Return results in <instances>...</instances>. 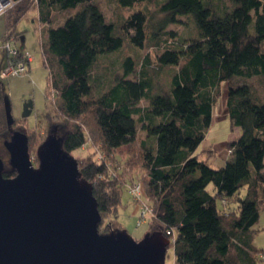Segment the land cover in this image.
Returning a JSON list of instances; mask_svg holds the SVG:
<instances>
[{
  "label": "trees",
  "instance_id": "trees-1",
  "mask_svg": "<svg viewBox=\"0 0 264 264\" xmlns=\"http://www.w3.org/2000/svg\"><path fill=\"white\" fill-rule=\"evenodd\" d=\"M35 1L61 115L49 119L50 132L62 136L71 153L91 148L93 157L79 166L93 183L102 222L118 215L127 181L113 173L108 156L138 143L127 164L137 159L146 171L147 192L141 186L154 203L151 232L174 234L175 264H257L253 227L264 209V0H113L127 10L116 21L103 9L105 0ZM15 5L5 14V40L18 37L17 24L28 10L20 6L9 14ZM54 9L68 13L59 25H53ZM184 16L187 37L170 27ZM151 45L154 57L141 58ZM26 53L32 55L17 48L9 57L17 62ZM103 61L118 67L113 78L105 79ZM151 67L174 68L166 85L149 74ZM224 85L227 117L241 132L226 142L225 164L214 168L197 149ZM7 89L0 78V143L14 131ZM15 174L8 168L4 175ZM102 222V232L118 229Z\"/></svg>",
  "mask_w": 264,
  "mask_h": 264
},
{
  "label": "water",
  "instance_id": "water-1",
  "mask_svg": "<svg viewBox=\"0 0 264 264\" xmlns=\"http://www.w3.org/2000/svg\"><path fill=\"white\" fill-rule=\"evenodd\" d=\"M34 101L24 103L28 117ZM50 132L34 166L26 132L4 141L0 157V264H165L169 239L161 231L135 239L125 229L100 230L93 183L79 160ZM11 168L15 175L4 174Z\"/></svg>",
  "mask_w": 264,
  "mask_h": 264
},
{
  "label": "rangeland",
  "instance_id": "rangeland-1",
  "mask_svg": "<svg viewBox=\"0 0 264 264\" xmlns=\"http://www.w3.org/2000/svg\"><path fill=\"white\" fill-rule=\"evenodd\" d=\"M14 5H15V0ZM103 4V9L110 11V15L116 21L118 17H122L127 13V10L121 9L117 5H114L113 0H105ZM24 6L27 7L26 14L21 18L17 24V32H19L17 38L14 36H9V38H14L12 40L13 49H17L16 44L19 45L21 49L29 51L33 55V59L30 63L27 64L28 75H15L3 78L7 85V90L10 95L11 105H12V114L14 116V126L13 130L15 131L19 128L21 131L30 133V157L35 167L39 165V158L37 155V150L41 142L45 140L47 135L50 133V123L49 119L53 118L54 120L61 119V115L57 111L56 104L58 102V92L54 90L49 84V70L45 65V55L43 52V45L41 42L44 41V36L46 33V28L43 23H41L38 13V3L35 0H24L15 5V7L9 12V14L15 9ZM9 9H7L3 14H0V46L3 44L6 39V16ZM67 12L60 9H54L53 12V25H59L64 22ZM189 18L186 16L181 18V21L178 24H172L170 27L177 29V33L184 37H187L190 29V24L188 23ZM47 27V26H46ZM22 34L25 38L22 41ZM24 44L27 47H24ZM22 46V47H21ZM129 47V46H128ZM128 52V49L125 48ZM125 52V51H124ZM122 52L121 58L123 54ZM134 52V51H133ZM147 53H151L154 57L156 53V48L151 45L146 50L142 51L141 58ZM8 50L0 47V69L5 68L7 64L17 63L20 60L13 61L10 59ZM114 55V54H113ZM112 55V57H113ZM106 60V59H104ZM101 71L105 73V79H111L114 77L115 71L118 67H109L108 61H103L101 63ZM105 64H107L105 66ZM153 65L156 66L155 61ZM105 66V71L103 70ZM157 67V66H156ZM2 68V69H3ZM1 69V70H2ZM174 69L173 67H166L163 70L161 69H150L149 74H153L156 79V82L166 85L168 82V76L170 72ZM158 71V72H157ZM32 99L34 101V108L32 113L28 117H23L24 103ZM148 102L143 100L141 105H146ZM226 87L224 85L221 95L218 97L213 114V121L210 127L207 130L206 137L200 143L197 153L199 157L203 160L208 161V163L217 168L225 164L226 158L228 157L226 142L233 140L239 137L241 129L239 127H233L230 119L227 117L226 111ZM58 117V118H57ZM57 118V119H55ZM141 125V124H139ZM30 128V129H29ZM85 128H88L86 126ZM33 131H32V130ZM143 131L139 130V137L143 136ZM83 145L81 148L72 151V154L81 161L85 157H93L91 154V148ZM138 143L129 146H122L115 150V152L109 154L108 163L112 166L113 173L118 175L120 181H124L126 178V184L123 186L122 200L118 208V215H108L103 217L102 227L109 226L110 222L114 224V227L125 229L128 231L132 237L139 240L142 239L146 233L154 227V223H149L151 216L153 214V201L149 195H147L142 186L144 185L146 190L147 176L146 171L141 167L139 162L136 160L133 163L127 164L129 158L133 155H137ZM211 148L213 150H211ZM135 152V154H134ZM97 154V153H96ZM95 154V155H96ZM0 155L7 162L9 160V152L4 145L0 143ZM125 164V166H123ZM125 183V182H124ZM141 183L142 195L136 196L129 192V186ZM210 191H213L214 186L210 184L208 186ZM244 194V191H242ZM236 199L231 200L232 209L237 207L235 202ZM233 201V203H232ZM218 207L221 205V201L218 200ZM148 207V210L143 213V208ZM231 205H226V208H230ZM143 216V217H141ZM118 224H117V222ZM119 226V227H118ZM253 244L259 250L256 253L257 264H264L263 259V250H264V209L260 210V217L258 222L253 227ZM153 232V231H152ZM162 232V231H161ZM168 233V232H167ZM166 236V235H165ZM174 234H169V245L166 255L165 264H175V250H174ZM167 237V236H166ZM175 237V236H174Z\"/></svg>",
  "mask_w": 264,
  "mask_h": 264
},
{
  "label": "built area",
  "instance_id": "built-area-1",
  "mask_svg": "<svg viewBox=\"0 0 264 264\" xmlns=\"http://www.w3.org/2000/svg\"><path fill=\"white\" fill-rule=\"evenodd\" d=\"M14 5L13 0H0V14H3L7 9L12 7ZM14 38L7 39L3 42V44L0 46L6 50L9 51V53L14 54L16 52V49H13L12 47V40ZM33 59V56L26 53L23 55V59L20 60L17 63H10L7 65L5 68H3L0 71V78H7L9 76H15V75H24L28 70H27V64L31 62ZM129 192L133 195L136 196H141L142 195V190H141V183H137L134 185H131L128 187ZM148 210V207L143 208V213H145ZM143 217V216H141ZM168 234H171V231H167ZM173 240L175 242V237L173 236Z\"/></svg>",
  "mask_w": 264,
  "mask_h": 264
},
{
  "label": "crops",
  "instance_id": "crops-1",
  "mask_svg": "<svg viewBox=\"0 0 264 264\" xmlns=\"http://www.w3.org/2000/svg\"><path fill=\"white\" fill-rule=\"evenodd\" d=\"M5 26H6V23H5ZM16 31H17V28H16ZM19 33V32H18ZM24 37H23V34H22V41H24ZM16 47L18 48V49H21L20 47H19V45L18 44H16ZM22 47V46H21ZM24 47H27V45L26 44H24ZM21 50H24V49H21ZM26 51V50H25ZM31 63V62H30ZM30 63H29V71H30ZM8 65V64H7ZM3 68V67H2ZM1 68V69H2ZM1 69H0V71H1ZM24 75H28V74H24Z\"/></svg>",
  "mask_w": 264,
  "mask_h": 264
}]
</instances>
